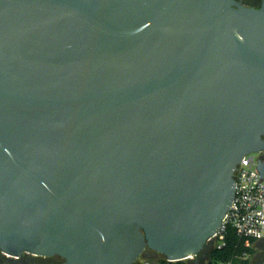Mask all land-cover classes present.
Listing matches in <instances>:
<instances>
[{"label":"water","instance_id":"95a60500","mask_svg":"<svg viewBox=\"0 0 264 264\" xmlns=\"http://www.w3.org/2000/svg\"><path fill=\"white\" fill-rule=\"evenodd\" d=\"M238 1L0 0V254L203 253L264 153V4Z\"/></svg>","mask_w":264,"mask_h":264},{"label":"built area","instance_id":"2783aa9c","mask_svg":"<svg viewBox=\"0 0 264 264\" xmlns=\"http://www.w3.org/2000/svg\"><path fill=\"white\" fill-rule=\"evenodd\" d=\"M259 154L247 155L236 167L231 206L217 232L206 242L211 250L223 248L229 232L241 242L244 250L254 249L264 239V176L258 182L260 174L257 170V161L263 162L264 158L259 159ZM248 257L247 253H243L241 259ZM196 259L188 257L184 262H194ZM135 264L151 263L137 261Z\"/></svg>","mask_w":264,"mask_h":264},{"label":"trees","instance_id":"16d2710c","mask_svg":"<svg viewBox=\"0 0 264 264\" xmlns=\"http://www.w3.org/2000/svg\"><path fill=\"white\" fill-rule=\"evenodd\" d=\"M243 253H247L249 257L254 253V249L244 250L241 242L229 232L225 240V246L218 249H213L207 257V264H247V259H241ZM159 264H170L166 261H161ZM172 264H195L194 262H177Z\"/></svg>","mask_w":264,"mask_h":264},{"label":"flooded vegetation","instance_id":"af4514ba","mask_svg":"<svg viewBox=\"0 0 264 264\" xmlns=\"http://www.w3.org/2000/svg\"><path fill=\"white\" fill-rule=\"evenodd\" d=\"M238 2L240 3L241 6L254 10H259L264 4V0H239ZM258 158L263 159L264 153L261 152ZM256 245L259 250L257 255L255 256L254 264H262L264 262V239L259 241ZM210 251H211L210 247L206 246L203 253L200 256H198L197 259L198 260L207 259ZM17 261L18 262H14V264H62L63 263V261L58 257L44 258V257H36L26 254L19 257Z\"/></svg>","mask_w":264,"mask_h":264},{"label":"rangeland","instance_id":"374dc122","mask_svg":"<svg viewBox=\"0 0 264 264\" xmlns=\"http://www.w3.org/2000/svg\"><path fill=\"white\" fill-rule=\"evenodd\" d=\"M258 247L257 245L254 247V253L248 258L247 264H254L255 256L258 253ZM18 259H9L4 257L2 254H0V264H14V262H18ZM138 261H144L151 264H159L161 261H166L162 256L157 255L153 252L146 251L143 253L141 258ZM186 263V262H185ZM207 260H195V264H207Z\"/></svg>","mask_w":264,"mask_h":264}]
</instances>
